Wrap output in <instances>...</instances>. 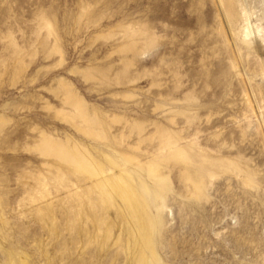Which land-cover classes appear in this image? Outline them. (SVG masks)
<instances>
[{"label": "rangeland", "instance_id": "rangeland-1", "mask_svg": "<svg viewBox=\"0 0 264 264\" xmlns=\"http://www.w3.org/2000/svg\"><path fill=\"white\" fill-rule=\"evenodd\" d=\"M142 263L264 264V0H0V264Z\"/></svg>", "mask_w": 264, "mask_h": 264}, {"label": "bare ground", "instance_id": "bare-ground-1", "mask_svg": "<svg viewBox=\"0 0 264 264\" xmlns=\"http://www.w3.org/2000/svg\"><path fill=\"white\" fill-rule=\"evenodd\" d=\"M229 1H230V0H229ZM231 2H232V1H231ZM228 4H229V2H228ZM228 4H227V7L229 6ZM233 4H234V2H233ZM229 7H230V6H229ZM232 8H233V7H232ZM230 11H231V10H230ZM230 11H229V12H230ZM227 12H228V10H227ZM179 154H180V153H179ZM65 156H66V155H65ZM74 156H75V155H74ZM85 159H86V158H85ZM81 160H82V158H81ZM80 162H81V161H80ZM87 163H88V162H87ZM73 164H74V163H73ZM80 164H82V163H80ZM82 165L85 166L84 164H82ZM81 167H82V166H81ZM81 167H78V168L81 169ZM153 167H154V166H153ZM83 168H84V167H83ZM84 169H86V168H84ZM155 169H156V167H155ZM104 180H105V179H104ZM102 182H103V181H102ZM109 182H110V181H109ZM109 182H108V183H109ZM97 183H98V182H97ZM103 185H104V183H103ZM164 185H165V184H164ZM127 186H128V185H127ZM114 188H115V186H114ZM133 188H134V187H133ZM131 189H132V188H131ZM120 190H121V189H120ZM117 191H118V190H117ZM133 191H134V190H133ZM198 191H199V190H198ZM134 192H135V191H134ZM140 192H141V191H140ZM122 194H123V193H122ZM141 194H142V193H141ZM125 195H126V194H125ZM127 195H128V194H127ZM126 197H127V196H126ZM128 200H129V199H128ZM152 251H153V250H152ZM142 264H143V263H142ZM154 264H155V263H154Z\"/></svg>", "mask_w": 264, "mask_h": 264}]
</instances>
